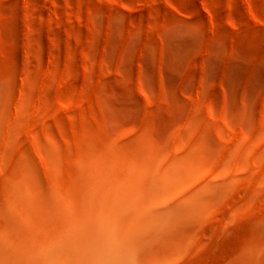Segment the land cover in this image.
Returning a JSON list of instances; mask_svg holds the SVG:
<instances>
[{"label":"rangeland","instance_id":"rangeland-1","mask_svg":"<svg viewBox=\"0 0 264 264\" xmlns=\"http://www.w3.org/2000/svg\"><path fill=\"white\" fill-rule=\"evenodd\" d=\"M116 196L182 204L155 264H264V0H0V233Z\"/></svg>","mask_w":264,"mask_h":264},{"label":"bare ground","instance_id":"bare-ground-1","mask_svg":"<svg viewBox=\"0 0 264 264\" xmlns=\"http://www.w3.org/2000/svg\"><path fill=\"white\" fill-rule=\"evenodd\" d=\"M134 203L132 197H110L100 212L74 217L51 235L42 226L37 235L23 233L24 243L19 232L0 233V264H155L145 242L157 226L181 221L182 204L161 198L154 212L130 211Z\"/></svg>","mask_w":264,"mask_h":264}]
</instances>
